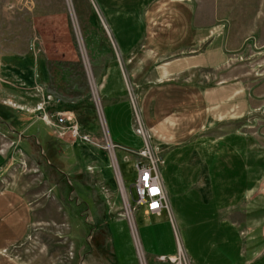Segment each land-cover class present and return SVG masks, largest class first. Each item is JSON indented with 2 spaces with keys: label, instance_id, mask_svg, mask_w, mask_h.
Wrapping results in <instances>:
<instances>
[{
  "label": "crops",
  "instance_id": "1",
  "mask_svg": "<svg viewBox=\"0 0 264 264\" xmlns=\"http://www.w3.org/2000/svg\"><path fill=\"white\" fill-rule=\"evenodd\" d=\"M97 2L119 50L98 73L100 114L110 141L128 153L143 150L150 135L166 191L160 214L142 205L135 230L127 224L146 255L126 257L143 264L182 248L193 264H264V123L249 122L264 116V83L252 90L225 70L240 47L219 24L218 4ZM5 101L0 95L10 108ZM5 113L22 125L19 113ZM8 165L0 152V177ZM120 177L129 210L121 171ZM0 187V264H21L4 251L28 235L32 207L16 188ZM111 240L113 255H79L82 264L124 263Z\"/></svg>",
  "mask_w": 264,
  "mask_h": 264
},
{
  "label": "rangeland",
  "instance_id": "2",
  "mask_svg": "<svg viewBox=\"0 0 264 264\" xmlns=\"http://www.w3.org/2000/svg\"><path fill=\"white\" fill-rule=\"evenodd\" d=\"M215 1L219 24L240 47L225 70L253 90L264 83V0ZM103 16L97 0H0V95L23 118L21 134L0 121V152L9 160L0 184L19 190L32 207L28 235L4 254L21 264L80 263L79 255H88L84 243L98 223L96 213L107 219L121 264H131L126 256L138 251L146 255L128 228L135 230L134 217L144 212L137 208L134 186L138 156L114 146L99 109L98 73L119 51ZM67 111L91 141H74L69 133L62 138L57 127L46 126V115L55 119ZM261 118L249 122L263 124ZM37 134L43 139L38 143ZM111 241L103 233L94 255H113ZM142 261L175 264L159 257Z\"/></svg>",
  "mask_w": 264,
  "mask_h": 264
},
{
  "label": "built area",
  "instance_id": "3",
  "mask_svg": "<svg viewBox=\"0 0 264 264\" xmlns=\"http://www.w3.org/2000/svg\"><path fill=\"white\" fill-rule=\"evenodd\" d=\"M72 119L67 112H58L55 119L49 118V115H46L45 118L51 127H57L59 131L56 130V132L60 137L65 138L64 135L69 133L74 141H91L90 136L87 133H81L79 125ZM140 131L144 132L141 129ZM144 137L145 148L141 151H132L140 157L136 164L137 178L134 183L137 196L136 204L137 208L145 205L147 212L160 214L161 209L166 206V191L159 172L162 160L159 156V150H155L150 143V135L145 134ZM153 189L156 191L154 192ZM106 190L109 191V188ZM181 250L183 249L180 248L175 255H161L159 258L162 260L169 259L175 264H193L184 250L183 255H181Z\"/></svg>",
  "mask_w": 264,
  "mask_h": 264
},
{
  "label": "trees",
  "instance_id": "4",
  "mask_svg": "<svg viewBox=\"0 0 264 264\" xmlns=\"http://www.w3.org/2000/svg\"><path fill=\"white\" fill-rule=\"evenodd\" d=\"M0 107H4L2 105V103L0 102ZM0 108V121H3L5 123H7V125L11 126V129L16 131L17 133L21 134V130L19 129L18 123H21V121L16 122V119L14 117V115H10L9 113H5V112H12V114H15V109L13 107L10 106V108H6L4 107V111ZM5 114H9V116H5ZM24 134V133H23ZM25 136V134H24ZM32 136V135H30ZM28 136V137H30ZM26 137V138H28ZM38 139V137H36ZM22 140V139H21ZM15 142V140H14ZM39 142V140H37V143ZM54 142V141H53ZM16 143V142H15ZM28 143H30L28 141ZM30 145V144H29ZM39 145V144H38ZM40 146V145H39ZM47 160L49 161V163L53 164L49 158L46 156ZM55 166V164H53ZM57 167V166H56ZM59 169V168H58ZM62 172V171H61ZM63 173V172H62ZM64 174V173H63ZM65 175V174H64ZM66 178L67 175H65ZM101 216L100 214L96 213L95 217L98 219V223H95V225L92 227L91 229V234L89 236V239L86 240V242L84 243L85 245H88L87 247L89 248L88 250V255H94L98 252L99 247H100V236L105 233V236L110 237L111 239V235H110V231H109V227L106 223L102 222L104 221L105 218L99 217ZM105 244H107L108 242H110V240H104ZM100 252V251H99ZM101 253V252H100ZM87 254V253H86ZM85 254V255H86ZM98 256V255H97ZM80 264H82L81 259H80Z\"/></svg>",
  "mask_w": 264,
  "mask_h": 264
},
{
  "label": "snow or ice",
  "instance_id": "5",
  "mask_svg": "<svg viewBox=\"0 0 264 264\" xmlns=\"http://www.w3.org/2000/svg\"><path fill=\"white\" fill-rule=\"evenodd\" d=\"M153 191L155 192V191H156V189H153Z\"/></svg>",
  "mask_w": 264,
  "mask_h": 264
},
{
  "label": "bare ground",
  "instance_id": "6",
  "mask_svg": "<svg viewBox=\"0 0 264 264\" xmlns=\"http://www.w3.org/2000/svg\"><path fill=\"white\" fill-rule=\"evenodd\" d=\"M181 255H183V254H181Z\"/></svg>",
  "mask_w": 264,
  "mask_h": 264
}]
</instances>
